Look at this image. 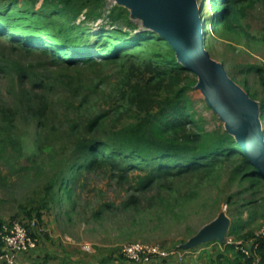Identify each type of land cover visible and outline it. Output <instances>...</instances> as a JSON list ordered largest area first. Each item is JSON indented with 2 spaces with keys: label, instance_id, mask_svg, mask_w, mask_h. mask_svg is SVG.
I'll return each instance as SVG.
<instances>
[{
  "label": "rangeland",
  "instance_id": "obj_1",
  "mask_svg": "<svg viewBox=\"0 0 264 264\" xmlns=\"http://www.w3.org/2000/svg\"><path fill=\"white\" fill-rule=\"evenodd\" d=\"M5 1L7 4L17 3L9 5L4 13L10 16V21H6L10 33L35 39L51 35L54 38L45 44L48 47L90 48L92 55L97 56L96 48L113 36L120 35V41L129 40L125 44L129 49L127 55L124 53L119 60L99 64L88 72L90 79L103 82L97 92L102 98L94 95L88 112L115 110L108 119L109 127H121L136 121L138 113L128 109L123 100L114 99L115 87L130 73L131 67L143 68L144 61H148L151 55L147 47L150 42L165 40L150 20L134 13L121 0H93L90 5L95 8L92 18L87 17L89 9H86L75 19L66 16L61 6H55L56 0ZM196 1L203 25L202 48L212 61L222 67L254 109L262 125L264 145V114L261 110L264 102V9L260 4L253 5L246 11L241 29L227 28L212 24V19L224 6L223 0L216 3L213 0ZM112 11L118 19L108 18ZM125 18L134 26L133 29L126 25ZM141 33L151 36L149 43L129 48ZM0 47H4V41H0ZM18 56L27 58L24 54ZM144 75L145 79L151 76L141 74ZM137 76H132V82ZM175 80L179 84L168 92L184 90L182 101L186 105L185 111L191 115H187V120H192L194 127L205 135L214 136L226 131L225 123L208 106L203 91L197 88L198 78L190 73L179 74ZM12 96L0 82V102L9 103ZM56 106L61 109L63 104L57 103ZM119 114L121 116L117 119ZM16 127L14 133L24 135L20 141H4L5 135L0 139V224L19 222L23 218L21 208L37 206L45 187L53 179L65 177L77 156L76 138H56L41 144L31 123L17 121ZM187 129L190 131L192 128L188 126ZM138 163L131 160L126 165L136 166ZM238 164L236 160L224 162L209 179L190 173L156 180L146 183V186L139 183L149 171L144 165L141 169H129L122 174L111 172L108 167L83 170L67 203L63 191L57 190L55 203L49 205L50 212L45 213L40 222H28L33 228L36 224L37 248L28 255L26 262L24 258L20 261L28 264L31 260H42L47 256L48 262L53 259L49 264L92 263L99 256L118 253L134 244L159 246L163 252L172 253L176 249H186L198 233L219 217L229 221L226 237L233 225L241 233L254 234L264 226V179H239L233 174ZM73 174L69 173L65 179ZM119 176L123 178L119 179ZM213 240L194 246L191 249L201 248L187 255L195 257L199 251L209 249ZM181 253L179 259L187 260L185 252ZM185 264L200 263L188 260Z\"/></svg>",
  "mask_w": 264,
  "mask_h": 264
},
{
  "label": "trees",
  "instance_id": "obj_2",
  "mask_svg": "<svg viewBox=\"0 0 264 264\" xmlns=\"http://www.w3.org/2000/svg\"><path fill=\"white\" fill-rule=\"evenodd\" d=\"M91 1L93 0H56L55 6H61L64 14L73 19L81 11L89 9L87 17L92 18L95 8L90 6ZM6 2L0 1V41H4V47H0V82L13 96L9 103L0 102V139L5 135V139H2L4 141H20L24 135L14 131L17 130V121H22L33 125L41 144L56 138H76L77 147L76 161L69 167L65 177L62 175L53 179L45 187L37 206L21 208L23 218L19 223L28 230L32 238L38 237L35 222H40L42 216L50 212L49 205L55 203L57 190L63 191L67 203L83 170L94 171L98 167H108L111 172L119 171L122 174L129 169H141L144 165L149 171L139 183H145L143 186H146V183L156 180L190 173L209 179L224 162L236 160L239 164L234 168L233 174L239 179H264L230 134L223 131L214 136L205 135L194 127L192 120H187L189 113L185 111L186 105L182 101L184 90H168L179 84L175 80L179 74L188 75L191 72L178 62L174 50L166 40L150 42L147 47L151 55L148 61H144L143 68L131 67L130 73L115 87L114 99H121L128 109H134L138 113L136 121L121 127H109L108 119L113 109L110 112H88L90 101L103 86L102 80L95 82L90 79L88 72L99 64L119 60L124 53L127 55L128 47L125 44L129 40L120 41V35L113 36V39H108L103 46L96 48L99 52L97 56L92 55L90 48L48 47L45 44L53 41L54 37L51 35H46L45 39H35L10 33V16H5L4 13L9 5L17 3ZM223 3L219 14L212 19V24L227 28L241 29L246 11L253 5L260 4L264 9V0H223ZM23 6L22 9L25 10L26 6ZM108 18L116 20L118 15L112 11ZM126 23L129 28H134L127 19ZM150 38L149 34L141 33L138 42L133 40L129 48L149 43ZM43 41L45 42L42 43ZM22 54L27 58L18 56ZM145 73L151 76L145 79V75L141 76ZM135 74H138L137 81L132 82ZM97 96L102 98L101 95ZM57 103L63 104V107L59 109ZM261 110L264 114V102ZM120 116L119 114L117 119ZM188 126L193 130L189 131ZM131 160L138 161V165L128 167L126 164ZM71 172L74 174L65 179ZM122 178L119 176V179ZM31 220H36L35 228L28 225ZM4 225L9 226L11 223L0 224V233ZM256 233H241L233 225L225 241L213 240L212 247L206 245L209 249L199 251L195 257L187 254L201 246L196 249H176L173 255L153 259L152 264H185L188 260L200 264H264V238ZM248 238L250 241H247ZM35 249L24 254L23 258L27 260ZM2 251L0 236V254ZM181 252H185L187 260L184 261L182 257L179 259ZM48 260L49 257L43 256L42 260L34 259L28 264H49L53 261ZM94 261L96 262L93 263ZM94 261H82L79 264H138L127 260L121 249L118 253L99 256Z\"/></svg>",
  "mask_w": 264,
  "mask_h": 264
},
{
  "label": "water",
  "instance_id": "obj_3",
  "mask_svg": "<svg viewBox=\"0 0 264 264\" xmlns=\"http://www.w3.org/2000/svg\"><path fill=\"white\" fill-rule=\"evenodd\" d=\"M139 15L148 18L174 50L177 60L198 78L208 106L225 123L250 163L264 176V145L257 115L222 67L202 49L198 29L202 24L194 0H121ZM228 219L219 217L187 245L191 249L206 240H226Z\"/></svg>",
  "mask_w": 264,
  "mask_h": 264
},
{
  "label": "built area",
  "instance_id": "obj_4",
  "mask_svg": "<svg viewBox=\"0 0 264 264\" xmlns=\"http://www.w3.org/2000/svg\"><path fill=\"white\" fill-rule=\"evenodd\" d=\"M256 234L264 238V226ZM0 236L3 247L0 260L6 264H27L22 263L20 258L36 248V239L30 236L28 230L19 222H14L9 226L4 225ZM121 252L127 260L138 264H152L155 258H166L174 254L163 252L159 246L145 244L129 245L121 249Z\"/></svg>",
  "mask_w": 264,
  "mask_h": 264
},
{
  "label": "bare ground",
  "instance_id": "obj_5",
  "mask_svg": "<svg viewBox=\"0 0 264 264\" xmlns=\"http://www.w3.org/2000/svg\"><path fill=\"white\" fill-rule=\"evenodd\" d=\"M197 5V1L196 0H194V9H195V12H196V14H197V16H198V19L201 21V19H200V16H199V14H198V7L196 6ZM134 13H136V14H138L137 13V11L136 10H132ZM139 15V14H138ZM141 17H143V18H146L145 16H142V15H140ZM146 19H148V18H146ZM149 20V19H148ZM202 23V22H201ZM202 24L200 25V27H199V29H198V35L200 36V38H201V42L203 43V41H202V34H203V30H202ZM203 50H204V48H202ZM219 116V115H218ZM220 117V116H219ZM221 118V117H220ZM259 134H260V137L262 136V125L260 124V122H259Z\"/></svg>",
  "mask_w": 264,
  "mask_h": 264
},
{
  "label": "crops",
  "instance_id": "obj_6",
  "mask_svg": "<svg viewBox=\"0 0 264 264\" xmlns=\"http://www.w3.org/2000/svg\"><path fill=\"white\" fill-rule=\"evenodd\" d=\"M21 259H23V257H22ZM25 261H27V260H26V259H24V262H25ZM2 262H3V261H2V260H0V263H2Z\"/></svg>",
  "mask_w": 264,
  "mask_h": 264
}]
</instances>
